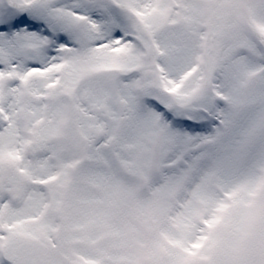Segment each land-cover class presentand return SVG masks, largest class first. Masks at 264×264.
Masks as SVG:
<instances>
[{"label":"snow or ice","instance_id":"6c2138e0","mask_svg":"<svg viewBox=\"0 0 264 264\" xmlns=\"http://www.w3.org/2000/svg\"><path fill=\"white\" fill-rule=\"evenodd\" d=\"M0 264H264V0H0Z\"/></svg>","mask_w":264,"mask_h":264}]
</instances>
